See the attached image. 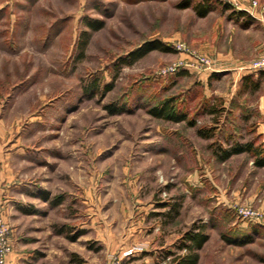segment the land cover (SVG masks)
Returning a JSON list of instances; mask_svg holds the SVG:
<instances>
[{
    "label": "rangeland",
    "instance_id": "obj_1",
    "mask_svg": "<svg viewBox=\"0 0 264 264\" xmlns=\"http://www.w3.org/2000/svg\"><path fill=\"white\" fill-rule=\"evenodd\" d=\"M210 1L0 0V206L21 264H178L191 231L197 264H264V165L222 158L264 153V69L240 65L264 53ZM152 39L174 51L121 60ZM224 60L240 64L209 69ZM166 99L185 121L148 112Z\"/></svg>",
    "mask_w": 264,
    "mask_h": 264
},
{
    "label": "trees",
    "instance_id": "obj_2",
    "mask_svg": "<svg viewBox=\"0 0 264 264\" xmlns=\"http://www.w3.org/2000/svg\"><path fill=\"white\" fill-rule=\"evenodd\" d=\"M191 1L192 0H187V5L191 4ZM196 5L197 12L203 16L206 15L212 9L213 6L210 0H200V2ZM224 5L228 6L229 4L225 3ZM90 26L93 30L96 31L103 27V23L95 20L90 23ZM153 50L174 51V48L169 44L162 42L160 39H152L144 42L138 48L130 51L127 56L121 58V60L124 63H132ZM251 76L252 73H249L245 77V79L248 80L247 84L252 85L253 83L254 88H257L258 82H253L250 79ZM107 88L110 89L111 85H108ZM148 112L157 118L171 120L175 122L185 121L187 119V114L185 112L179 111L174 105L172 99H166L161 101L160 103L149 108ZM188 123L191 125L195 124L194 121L191 120ZM245 151H249L256 155V162L258 163V165H264L263 149L258 146H255L254 142L252 141H248L246 143H237L233 147L223 150L222 158L226 159L233 154ZM45 198L48 199V196H45ZM60 200L61 198L57 197L53 201V204H58ZM25 211H29V209H25ZM184 237L185 238L183 240V244L180 245V248L186 249L187 253L178 258V264H197L200 253L198 252V250L203 246L207 236L202 232L191 231L189 233H186ZM226 239H228L229 242L239 244L245 243L246 241H251L250 238L244 240L234 237H227Z\"/></svg>",
    "mask_w": 264,
    "mask_h": 264
},
{
    "label": "crops",
    "instance_id": "obj_3",
    "mask_svg": "<svg viewBox=\"0 0 264 264\" xmlns=\"http://www.w3.org/2000/svg\"><path fill=\"white\" fill-rule=\"evenodd\" d=\"M247 9L250 10H238L231 5L227 6L224 18L231 24L232 29L237 33L251 34L252 38L249 41L254 54L264 53V0H259V5L252 7L250 4H244ZM222 67L226 70H231L235 66H239L240 63H234L230 60H224L222 62ZM246 64L245 61H242L240 65ZM6 198V195H4ZM132 244L127 242V240L121 241L118 243L117 252L124 253L129 251V254H132L130 251ZM115 249V246L112 250ZM112 252V251H111ZM24 257L23 251H17L14 245L13 252L9 255V260L7 264H21V260Z\"/></svg>",
    "mask_w": 264,
    "mask_h": 264
},
{
    "label": "built area",
    "instance_id": "obj_4",
    "mask_svg": "<svg viewBox=\"0 0 264 264\" xmlns=\"http://www.w3.org/2000/svg\"><path fill=\"white\" fill-rule=\"evenodd\" d=\"M231 4L234 8L238 10H248L247 7L242 4L241 0H224ZM252 4L254 6L258 5L257 0H253ZM178 48L182 49V45L178 46ZM196 57H198L196 54L192 53ZM202 62H204V59L201 57H198ZM209 69L212 71H224L222 66H215L209 65ZM244 70H261L264 69V54L257 59L253 60L252 62L246 63L241 66ZM175 70V68H173ZM240 214L244 216L245 218H255L257 217V214H255V211H247L245 209H240ZM12 229L9 226L5 214L3 211V208L0 206V264H7L9 255L13 252L14 245H13V235H12ZM108 264H121V256L118 254L112 255L108 262Z\"/></svg>",
    "mask_w": 264,
    "mask_h": 264
}]
</instances>
